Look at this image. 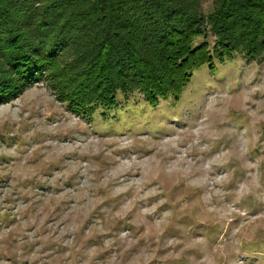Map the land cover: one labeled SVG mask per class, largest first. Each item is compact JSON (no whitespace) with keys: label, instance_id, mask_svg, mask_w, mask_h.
<instances>
[{"label":"rangeland","instance_id":"374dc122","mask_svg":"<svg viewBox=\"0 0 264 264\" xmlns=\"http://www.w3.org/2000/svg\"><path fill=\"white\" fill-rule=\"evenodd\" d=\"M116 98L82 116L41 79L0 104V264H264V53Z\"/></svg>","mask_w":264,"mask_h":264},{"label":"trees","instance_id":"16d2710c","mask_svg":"<svg viewBox=\"0 0 264 264\" xmlns=\"http://www.w3.org/2000/svg\"><path fill=\"white\" fill-rule=\"evenodd\" d=\"M200 2L0 0V104L43 79L82 116L136 90L153 108L202 66L264 53V0Z\"/></svg>","mask_w":264,"mask_h":264}]
</instances>
